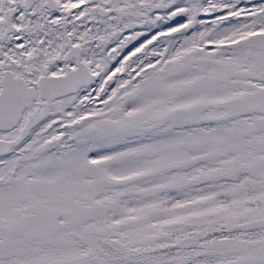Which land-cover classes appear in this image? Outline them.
I'll return each mask as SVG.
<instances>
[{
	"label": "snow or ice",
	"instance_id": "1",
	"mask_svg": "<svg viewBox=\"0 0 264 264\" xmlns=\"http://www.w3.org/2000/svg\"><path fill=\"white\" fill-rule=\"evenodd\" d=\"M0 264H264V0H0Z\"/></svg>",
	"mask_w": 264,
	"mask_h": 264
}]
</instances>
